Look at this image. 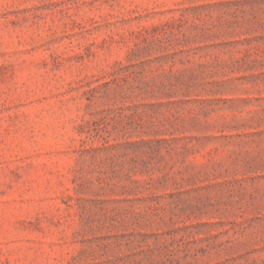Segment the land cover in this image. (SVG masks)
<instances>
[{"label":"rangeland","instance_id":"rangeland-1","mask_svg":"<svg viewBox=\"0 0 264 264\" xmlns=\"http://www.w3.org/2000/svg\"><path fill=\"white\" fill-rule=\"evenodd\" d=\"M0 264H264V0H0Z\"/></svg>","mask_w":264,"mask_h":264}]
</instances>
